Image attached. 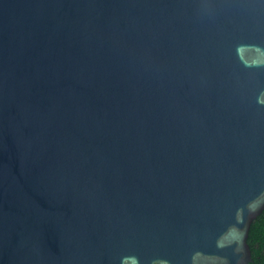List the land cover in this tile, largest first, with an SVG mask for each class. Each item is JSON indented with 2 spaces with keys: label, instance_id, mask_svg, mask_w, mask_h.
I'll return each instance as SVG.
<instances>
[{
  "label": "water",
  "instance_id": "obj_1",
  "mask_svg": "<svg viewBox=\"0 0 264 264\" xmlns=\"http://www.w3.org/2000/svg\"><path fill=\"white\" fill-rule=\"evenodd\" d=\"M264 0H0V264H251Z\"/></svg>",
  "mask_w": 264,
  "mask_h": 264
},
{
  "label": "trees",
  "instance_id": "obj_2",
  "mask_svg": "<svg viewBox=\"0 0 264 264\" xmlns=\"http://www.w3.org/2000/svg\"><path fill=\"white\" fill-rule=\"evenodd\" d=\"M248 243L252 251L251 264H264V210L251 225Z\"/></svg>",
  "mask_w": 264,
  "mask_h": 264
}]
</instances>
